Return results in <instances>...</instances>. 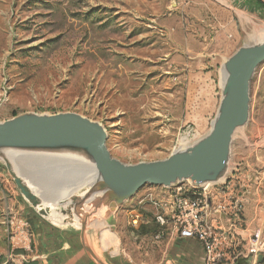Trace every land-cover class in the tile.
Instances as JSON below:
<instances>
[{
  "label": "rangeland",
  "instance_id": "obj_1",
  "mask_svg": "<svg viewBox=\"0 0 264 264\" xmlns=\"http://www.w3.org/2000/svg\"><path fill=\"white\" fill-rule=\"evenodd\" d=\"M198 1L0 0V124L27 115L76 114L105 130L107 150L125 165L165 160L181 146L193 147L209 134L215 115L199 127L186 109L200 104L204 93L190 99L184 64L206 59L205 52L223 55L225 62L238 49L264 42L258 30L264 6L236 0L227 10ZM215 93L218 106L219 83ZM249 99L223 179L234 172L264 179V63L251 78ZM61 150L0 148L8 162L0 159V264H26L35 253L30 214L41 232L84 225L99 251L120 255L125 264H161L154 226L140 227L135 237L127 222L144 193L141 208H156L164 187L146 186L117 207L113 198H103L105 189L88 193L99 185L74 190L93 176L92 163L83 148ZM74 201L76 211H54L60 204L70 209ZM17 221L32 241V254L24 258L8 231L7 222Z\"/></svg>",
  "mask_w": 264,
  "mask_h": 264
},
{
  "label": "water",
  "instance_id": "obj_2",
  "mask_svg": "<svg viewBox=\"0 0 264 264\" xmlns=\"http://www.w3.org/2000/svg\"><path fill=\"white\" fill-rule=\"evenodd\" d=\"M262 63L264 42L242 47L227 59L222 66V97L209 134L193 147L174 152L165 160L122 164L107 150L105 130L71 113L27 115L6 121L0 124V148L32 150L83 146L102 183L88 193L108 189L110 191L103 198L106 195L113 198L117 207L146 186L165 188L182 181L195 185L214 183L226 169L232 135L248 119L250 81ZM74 202L76 207L77 202ZM84 229L82 225L81 232Z\"/></svg>",
  "mask_w": 264,
  "mask_h": 264
},
{
  "label": "crops",
  "instance_id": "obj_3",
  "mask_svg": "<svg viewBox=\"0 0 264 264\" xmlns=\"http://www.w3.org/2000/svg\"><path fill=\"white\" fill-rule=\"evenodd\" d=\"M215 3H219L224 6L227 10L232 9V4L236 0H212ZM248 3L253 2L264 6L256 0H244ZM203 5L211 3V0H200L198 1ZM197 2V3H198ZM230 7V8H228ZM227 10L225 12H227ZM204 55V56H203ZM206 59H199L196 61L189 60L188 64H184V68H188L189 73L186 79L189 81V92L190 99L193 98L194 94H198L203 91V99L201 103L196 107L191 105L187 106V110L191 115V110L196 116V125L202 127L207 119L216 115L218 106L221 100L219 98L218 106L216 104V89L219 83L220 92L222 91V78H223V55L215 53L202 54ZM194 70V71H193ZM193 71V72H191ZM203 85V87H202ZM263 177L255 176L251 177V187L246 191L245 206L243 210V223L241 229H237L236 233L242 240H246L254 231L261 230L264 233V181ZM148 193H144L137 202L145 203ZM47 209V208H46ZM144 222L141 224L142 228H152L156 226L150 219L155 215V207H151L149 210L144 209ZM52 214H55L52 212ZM30 214L29 216H32ZM153 215V217H152ZM29 227L34 235L35 253L29 257L26 264H125L120 258V255L110 253L107 250L99 251L95 246L93 238L89 235L88 231L84 232L69 230V229H58L55 227H46L41 230L39 222L34 217H29ZM56 216V215H55ZM55 216H51L54 217ZM206 221L210 228L214 229H228L231 227V221L223 213L216 209L213 204H209L206 211ZM40 229V230H39ZM38 230L42 233L40 234ZM139 230L130 231L131 236L138 237ZM38 232V234L36 233ZM178 241V244H174ZM157 246L154 247L163 256V262L161 264H169L168 261L174 264H202L203 255L201 248L194 240L179 239L175 234H168L165 238L155 243ZM140 249V245L136 247ZM169 251V252H168ZM167 252L169 257H164ZM157 259L160 258L157 254ZM258 264H264V256H259L256 259ZM160 263V262H159ZM158 263V264H159ZM237 264H250L248 260H240Z\"/></svg>",
  "mask_w": 264,
  "mask_h": 264
},
{
  "label": "built area",
  "instance_id": "obj_4",
  "mask_svg": "<svg viewBox=\"0 0 264 264\" xmlns=\"http://www.w3.org/2000/svg\"><path fill=\"white\" fill-rule=\"evenodd\" d=\"M264 4V0H256ZM249 173H231L221 182L195 185L189 181L176 182L164 188V193L156 206L153 223L155 243L166 235L175 234L181 240L196 241L202 251V264H237L248 260L258 264L256 259L264 256V233L254 231L246 240L236 233L243 223L246 191L251 187ZM209 204L223 213L231 221L228 229L210 228L206 221ZM142 203L137 202L129 210L128 225L137 231L144 222ZM10 240L14 250L32 254V241L22 221L7 222Z\"/></svg>",
  "mask_w": 264,
  "mask_h": 264
},
{
  "label": "bare ground",
  "instance_id": "obj_5",
  "mask_svg": "<svg viewBox=\"0 0 264 264\" xmlns=\"http://www.w3.org/2000/svg\"><path fill=\"white\" fill-rule=\"evenodd\" d=\"M257 29H258V27H257ZM258 30H260L263 34H264V25H260L259 26V29ZM257 30V32H259ZM256 32V31H255ZM257 34V33H256ZM261 35V34H260ZM224 81V75H223V78H222V84L224 83L223 82ZM238 129H240V128H237L236 130H238ZM242 129V128H241ZM235 130V131H236ZM240 131V130H239ZM235 133V132H234ZM181 145V144H180ZM73 147H75L78 151L80 150V149H84V151H85V153L88 155V152H87V150L83 147V146H81V145H67V146H59V147H52V148H50V149H56V150H59L60 151V153H61V149H72ZM178 150V151H177ZM176 151L177 152H182V151H184L183 149H182V146H181V149L180 148H178ZM45 151V150H44ZM0 153H2L1 151H0ZM51 154H53V153H51ZM82 154V153H81ZM65 155V154H64ZM47 156V155H46ZM58 156V155H57ZM62 156V155H61ZM89 156V155H88ZM0 159L1 160H3V162L6 160L5 158H4V155H0ZM87 161H88V159H87ZM6 163H8L7 161H5ZM84 162H86V161H84ZM89 162H91V159H90V161ZM92 163V162H91ZM88 164V163H87ZM89 165H91V164H89ZM89 169V168H88ZM91 169H93V170H91V171H93L94 173L92 174L93 176L91 177V174H90V177L88 178V180L86 181V184H84L83 182H80L79 184H77V185H75L74 186V190L75 191H77V190H79V189H81V188H83L85 185H87L88 187H90V186H92V185H101L102 183H101V181H100V178H99V176L97 175V172H96V170H95V168H94V166H93V164H92V168ZM87 170V169H86ZM19 171V170H18ZM89 171V170H88ZM91 173V172H90ZM89 174V173H88ZM224 174H225V171L223 172V173H221L220 175H218L217 177H216V180H215V182L214 183H218V182H221L222 180H223V177H224ZM19 175V174H18ZM95 175V176H94ZM85 177H88V175L86 176L85 175ZM95 179H97V181H95ZM94 182V183H93ZM94 187V186H93ZM98 187V186H97ZM23 188V187H22ZM105 190H107V192L108 191H110V190H108V189H105ZM32 192V191H31ZM28 194V193H27ZM29 195V194H28ZM54 196H55V194H53ZM57 195V194H56ZM86 195V194H85ZM61 196V195H60ZM32 196L30 195V198H31ZM50 199V198H49ZM94 199V198H93ZM43 200V199H42ZM56 200V199H55ZM54 200V198H53V200H51V201H55ZM88 200H89V197L85 200V203H88ZM96 200V199H95ZM49 201V200H48ZM92 201V200H91ZM57 202V201H56ZM58 202L60 203V201L58 200ZM57 202V203H58ZM48 203H51V202H48ZM74 203L75 202H73L71 205H72V208H71V205H70V209H67L66 208V206H64V205H57L55 208H54V211L56 210V209H58L59 207H62L63 208V211H66V212H71V210L74 208V211H76L75 210V206H74ZM52 204H54V202L52 203ZM65 204V203H64ZM91 205V204H90ZM45 208V207H44ZM57 211V210H56ZM52 212V211H51ZM46 213L47 214H51L50 213V210H48V209H46ZM99 218V217H98ZM100 219V218H99ZM97 220V219H96ZM95 220V221H96ZM77 219L75 218V223L76 224H78L77 223ZM99 224V223H98ZM98 224H96V223H93V225H95V226H98ZM102 224V223H101ZM98 228V227H97Z\"/></svg>",
  "mask_w": 264,
  "mask_h": 264
}]
</instances>
